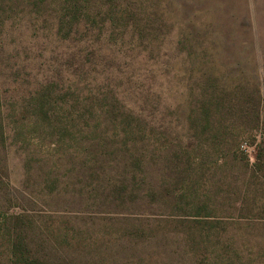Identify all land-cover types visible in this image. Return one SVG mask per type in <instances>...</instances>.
Returning <instances> with one entry per match:
<instances>
[{
  "label": "rangeland",
  "instance_id": "rangeland-1",
  "mask_svg": "<svg viewBox=\"0 0 264 264\" xmlns=\"http://www.w3.org/2000/svg\"><path fill=\"white\" fill-rule=\"evenodd\" d=\"M15 251L264 264V0H0V264Z\"/></svg>",
  "mask_w": 264,
  "mask_h": 264
},
{
  "label": "trees",
  "instance_id": "trees-1",
  "mask_svg": "<svg viewBox=\"0 0 264 264\" xmlns=\"http://www.w3.org/2000/svg\"><path fill=\"white\" fill-rule=\"evenodd\" d=\"M242 143L240 144V148L241 150L243 151L242 147H241ZM244 152V151H243ZM245 153V152H244ZM246 154V153H245ZM247 155V154H246ZM18 247V246H17ZM12 256H15V258L13 259V262L12 264H46V262H43L42 260H38V259H28L27 257L26 258H23L21 256H18L17 255V252H13L12 253Z\"/></svg>",
  "mask_w": 264,
  "mask_h": 264
},
{
  "label": "built area",
  "instance_id": "built-area-1",
  "mask_svg": "<svg viewBox=\"0 0 264 264\" xmlns=\"http://www.w3.org/2000/svg\"><path fill=\"white\" fill-rule=\"evenodd\" d=\"M241 147L247 155L251 156V146L247 142H243Z\"/></svg>",
  "mask_w": 264,
  "mask_h": 264
}]
</instances>
